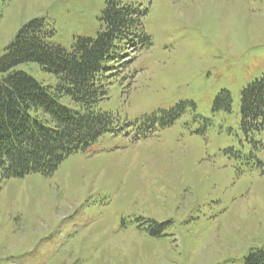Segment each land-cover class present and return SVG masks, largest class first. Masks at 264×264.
I'll use <instances>...</instances> for the list:
<instances>
[{"label": "rangeland", "instance_id": "374dc122", "mask_svg": "<svg viewBox=\"0 0 264 264\" xmlns=\"http://www.w3.org/2000/svg\"><path fill=\"white\" fill-rule=\"evenodd\" d=\"M106 1L0 0V56L36 18L67 51L95 39ZM116 1L141 12L150 45L107 63L109 132L50 176L0 181V264H243L264 248V131L245 134L240 108L264 74V0ZM222 91L229 111L214 109Z\"/></svg>", "mask_w": 264, "mask_h": 264}, {"label": "trees", "instance_id": "16d2710c", "mask_svg": "<svg viewBox=\"0 0 264 264\" xmlns=\"http://www.w3.org/2000/svg\"><path fill=\"white\" fill-rule=\"evenodd\" d=\"M103 29L95 39L76 37L71 51L50 42L54 31L42 18L23 25L0 56V181L30 174L52 175L69 156L86 152L112 129L113 117L96 110L107 95L104 73L123 49L150 45L141 12L133 5L107 0L100 17ZM146 44V45H145ZM35 63L57 79L40 84L16 68ZM67 97L80 112L59 103ZM214 109L230 110L222 91ZM184 105L166 113L171 125ZM241 128L245 134L264 131V74L241 91ZM152 119V116H150ZM165 125V126H166ZM148 230L161 235L162 225ZM243 264H264V248L252 249Z\"/></svg>", "mask_w": 264, "mask_h": 264}]
</instances>
